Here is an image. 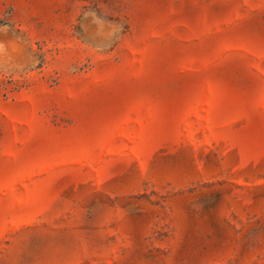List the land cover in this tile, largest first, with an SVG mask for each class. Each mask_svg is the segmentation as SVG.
Segmentation results:
<instances>
[{
  "label": "rangeland",
  "instance_id": "obj_1",
  "mask_svg": "<svg viewBox=\"0 0 264 264\" xmlns=\"http://www.w3.org/2000/svg\"><path fill=\"white\" fill-rule=\"evenodd\" d=\"M0 264H264V0H0Z\"/></svg>",
  "mask_w": 264,
  "mask_h": 264
}]
</instances>
